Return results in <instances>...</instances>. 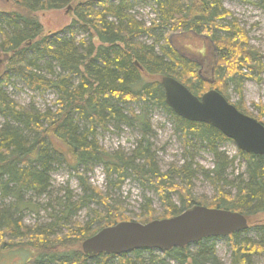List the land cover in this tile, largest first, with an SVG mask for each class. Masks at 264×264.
I'll return each mask as SVG.
<instances>
[{
	"label": "trees",
	"instance_id": "16d2710c",
	"mask_svg": "<svg viewBox=\"0 0 264 264\" xmlns=\"http://www.w3.org/2000/svg\"><path fill=\"white\" fill-rule=\"evenodd\" d=\"M136 1L141 0H5L8 7H0V118L4 122L0 128L1 198L12 197L15 212H36L32 203L23 200V193L45 194L53 167L64 163L74 171L86 195L78 202L67 197L60 221H67L90 203H100L104 209L93 212L85 224L65 225L66 232L54 239L48 230L30 229L9 212H0L1 256L21 252L25 264H108L112 259L118 264L162 262L153 250L91 259L84 255L81 244L85 240L101 229L131 221L110 196L88 186L80 174L81 169L91 173L98 166L108 185L118 190L129 177L152 188L164 208L157 219L177 216L197 205L241 213L248 222L264 215V157L240 151L246 160V178L239 175L226 184L235 189V195L223 191L218 186L222 174L234 164V159L224 158L218 151L227 138L210 125L174 114L165 104L160 84L163 77H171L196 97L211 89L226 97L232 84L241 96V80L250 78L246 71L261 73L262 57L247 48V35L234 20L223 24L231 16L223 7L225 0H144L151 3L155 15L148 26L132 15ZM66 5L73 19L60 32L68 33L69 38H57L59 31L43 33L38 13ZM77 31L86 37L77 41ZM217 31L230 36L217 38ZM188 34L206 38L203 51L188 55V49L178 41ZM143 38L153 39L152 43L143 42ZM40 63L45 65L46 76L40 73ZM202 70L214 77L213 84L203 79ZM14 78L33 92H55V111L25 109L10 99L3 88L13 85ZM122 104L155 106L164 111L172 119L187 156L197 141L217 160L215 169L205 171L191 157L181 167L160 173L146 138V114L129 110L126 115L118 108ZM236 108L243 111L240 106ZM258 111L256 119L264 125V108L258 107ZM120 125L137 127L142 134L130 155L121 150L110 153L98 142L97 130ZM197 174L204 175L217 191L210 203H201L192 194ZM171 194L179 197L181 208L170 200ZM142 208L144 216L139 222H151L153 210L148 200ZM248 225V230L264 232L263 223ZM240 233L226 237L232 252L230 264H247L250 255L264 254V244L236 242ZM214 239L195 244L198 248L194 253L189 252L190 245L163 254L177 264H212L216 259ZM143 253L149 255V263L140 257Z\"/></svg>",
	"mask_w": 264,
	"mask_h": 264
},
{
	"label": "rangeland",
	"instance_id": "374dc122",
	"mask_svg": "<svg viewBox=\"0 0 264 264\" xmlns=\"http://www.w3.org/2000/svg\"><path fill=\"white\" fill-rule=\"evenodd\" d=\"M0 7L7 8L8 3H5V0H0ZM223 7L231 14L223 24L228 25L234 20L247 35V48L258 52L262 57L261 73L246 71L250 78L241 80V96L237 91V87L232 84H229L226 94L230 104L235 107H242L243 111L238 110L239 112L257 121L256 118L259 115L258 107L264 108V0H225ZM69 8L66 5L59 10L38 13V20L43 33L59 31L57 38H69L68 33L60 32L73 19L71 8ZM132 15L146 26L155 19L153 6L150 2L148 3L144 0L134 3ZM74 36L77 41L86 37L80 31L75 32ZM226 36H230V34L224 31L216 32L217 38ZM178 39L181 47L188 49L189 56H193L197 51H203L202 49L205 46L204 41L206 42L205 37H196L189 34L187 36H181ZM152 40L148 38L142 39L143 42L148 44L152 43ZM1 58L2 55L0 54V60ZM40 65L42 68L40 73L46 76V70L43 68L45 65L43 63H40ZM201 74L205 81L215 82L214 77L204 72V70L201 71ZM145 77L148 78V76ZM11 82L13 85L3 88V90L10 99L21 107L34 109L38 112H44L48 109L55 111V101L57 98L55 92L48 91L44 94L33 92L17 78L12 79ZM118 108L124 114L128 113L129 110H133L138 115L146 114V119L149 122V130L146 133V138L151 144V152L160 173L167 174L171 169L181 167L186 161H190L191 157L205 171L215 169L217 160L197 141H194V146L190 148L191 156H187L181 137L176 132L172 119L161 109L155 106L144 108L141 105L128 106L124 104L118 105ZM261 121L264 122V119ZM3 124L4 122L0 118V128ZM141 137L142 134L139 129L134 126L120 125L118 128L115 126L107 127V131L97 130L99 144L110 153L121 150L123 153L130 155L138 146ZM218 151L223 154L224 158H228L229 160L234 159L232 168L225 170L222 174L223 180L218 186L223 191L235 195V189L226 186V184L229 182L232 183L239 175L246 178V160L240 155V151L235 143L230 140L220 144ZM53 169L50 176V186L45 194L36 196L29 192L23 193V200L32 203V209L36 210V212L26 209L21 212L13 211L12 207L15 205L14 199L12 197L2 199L1 191L0 212H9L13 218L21 221L24 226L30 229L48 230L50 237L54 239L55 237L62 236L66 232L65 225L70 226L74 223L85 224L92 217L93 212L97 211L102 213L104 209L100 203H90L78 210L67 221H60V213L63 210L67 197L71 200L70 202H78L86 193H84L78 179L75 177L74 171L67 164L62 163L61 165L54 166ZM80 174L83 175L88 186L97 188L102 194L110 196L112 199L111 202L116 203L124 210L125 216L131 220L129 222L141 223L139 221L144 216V209L142 207L146 203V200L149 201L151 209L153 210L152 221L160 220L157 218L162 216L164 208L158 195L152 188L142 186L133 177H129L121 189L118 190L108 185L103 169L100 166L95 167L91 173H84V170L81 169ZM175 181L180 183L179 179H175ZM191 191L197 201L205 204L210 203L217 192L202 174H197L193 179ZM89 194L87 193V195ZM169 198L174 205L181 208L180 199L177 195L171 194ZM250 222L264 224V215H256L248 224ZM245 241L264 244V232L262 229H251L240 233L236 242L241 243ZM212 244L215 248L216 255V259L212 264H230L232 252L228 238H215ZM197 248L198 246L191 245L189 252L194 253L197 251ZM153 253L157 258L162 260L159 264H177V262L165 256L162 252L154 251ZM140 257L145 263H149V255L147 253L141 254ZM25 258V254L21 252L8 254V256H1L0 254V264H25ZM132 259L135 261V258L132 257ZM88 264L96 263L90 262ZM108 264L118 263L115 259H112ZM247 264H264V254L250 255Z\"/></svg>",
	"mask_w": 264,
	"mask_h": 264
},
{
	"label": "water",
	"instance_id": "95a60500",
	"mask_svg": "<svg viewBox=\"0 0 264 264\" xmlns=\"http://www.w3.org/2000/svg\"><path fill=\"white\" fill-rule=\"evenodd\" d=\"M4 57L8 59V55ZM160 84L165 104L178 117L210 125L234 142L242 153L264 157V125L239 112L219 92L211 89L196 97L171 77H163ZM248 228V221L241 213L197 205L171 218L146 224L121 222L101 229L85 240L81 248L89 259L98 255L120 256L142 250L163 253L195 245L208 238H225Z\"/></svg>",
	"mask_w": 264,
	"mask_h": 264
},
{
	"label": "bare ground",
	"instance_id": "6f19581e",
	"mask_svg": "<svg viewBox=\"0 0 264 264\" xmlns=\"http://www.w3.org/2000/svg\"><path fill=\"white\" fill-rule=\"evenodd\" d=\"M141 70V69H140ZM228 140V139H227Z\"/></svg>",
	"mask_w": 264,
	"mask_h": 264
},
{
	"label": "flooded vegetation",
	"instance_id": "af4514ba",
	"mask_svg": "<svg viewBox=\"0 0 264 264\" xmlns=\"http://www.w3.org/2000/svg\"><path fill=\"white\" fill-rule=\"evenodd\" d=\"M201 73V72H200Z\"/></svg>",
	"mask_w": 264,
	"mask_h": 264
}]
</instances>
